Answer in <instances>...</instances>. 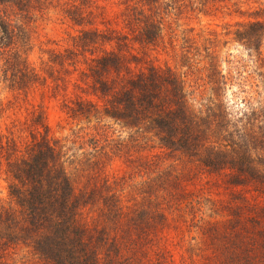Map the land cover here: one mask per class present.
<instances>
[{"label": "trees", "instance_id": "obj_1", "mask_svg": "<svg viewBox=\"0 0 264 264\" xmlns=\"http://www.w3.org/2000/svg\"><path fill=\"white\" fill-rule=\"evenodd\" d=\"M102 1L0 0L2 78L18 90L38 83L39 71L27 63L32 34L27 25L49 19L53 11L76 33H69L70 46L49 50L43 76L50 77L55 92H66L74 80L72 85L80 92L63 100L66 113L79 122L96 120L94 133L79 129L72 140L52 136L42 113L37 114L29 139L0 134V168L7 176L8 196L7 203L0 204V264L19 248L30 249L51 264H130L127 261L134 262V257L138 260L152 249L153 239L144 233L145 211H124L114 194H103L93 226L77 217L97 187L76 191L67 164L79 156L81 164L101 170L111 140L103 129L104 117L137 137L150 134L169 155L193 159L208 170L223 172L231 184L251 183L264 193V117L259 120L243 113L242 123L240 116L231 122L218 92L232 76L222 71L214 50L207 46L205 54L196 52L203 57L195 64H204L203 78H198L204 83L191 84L186 71L155 64L130 44V40L153 43L161 38V0ZM113 5L121 8L107 15ZM237 25L234 39L260 54L264 19ZM187 53L181 54V65L192 68L191 73L200 70ZM207 90L213 96L206 97ZM195 94L205 102L195 106ZM174 178L170 172L162 179ZM108 182L99 186L103 189ZM154 213L161 218L160 208ZM216 239L215 264H264V226L258 217L242 220L237 215Z\"/></svg>", "mask_w": 264, "mask_h": 264}, {"label": "rangeland", "instance_id": "obj_2", "mask_svg": "<svg viewBox=\"0 0 264 264\" xmlns=\"http://www.w3.org/2000/svg\"><path fill=\"white\" fill-rule=\"evenodd\" d=\"M161 1L164 12L161 38L153 43L130 40L134 52L155 64L186 71L191 84H201L204 81L199 82L198 78H203L204 64L198 66L195 61L203 57L196 52L205 54L204 48L208 46L217 55L222 71L232 76V80L222 85L218 92L231 122L240 116L239 122L242 123L245 120L243 113L259 120L264 117V36L258 54L236 41L233 33L239 22L264 19V0ZM119 8L121 6L113 5L107 12ZM60 18L51 11L47 20L28 22L32 34L26 57L27 63L41 75L38 83L26 89H12L2 78L3 60H0V134L12 135L21 141L29 139L31 132L35 131L34 120L38 113H42L49 133L54 137L72 140V133L79 129L95 132L92 129L96 124L94 118L79 122L66 113L63 100L74 97L73 94L79 91L72 85L74 80L71 79L66 92H55L50 77L43 76V62L48 59L49 50L70 46L69 33H76L75 28ZM187 50L192 58L191 64L200 70L191 73L192 68L181 65V54ZM76 74L72 77L75 78ZM205 96H213V92L207 90ZM89 98L96 99L92 95ZM201 101L205 102L195 94V106ZM97 103L102 104L101 101ZM104 123L103 129L106 127V135L111 140L104 141L107 142L108 155L104 156L101 170L95 172L88 165L81 164L79 156L67 166L76 191L97 187L90 196V203L78 211L79 221L87 227L94 225L105 193L117 196L124 211L132 208L145 211L148 221L145 218L144 233H149L153 246L138 260L134 257V262L127 261L130 264H215L219 255L216 238L237 215L242 220L256 216L264 226V193L256 190L253 184H231L223 172L208 170L184 156L169 155L168 150L150 134L146 138L137 137L119 122L106 117ZM170 172L175 175L174 180L164 182L162 178ZM105 180L109 182L103 184L102 189L99 185ZM158 180L163 182L160 186ZM7 201V176L0 168V204ZM158 208L162 212L161 218L154 213ZM2 263L51 264L30 249L23 248L8 255Z\"/></svg>", "mask_w": 264, "mask_h": 264}]
</instances>
